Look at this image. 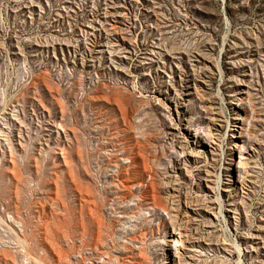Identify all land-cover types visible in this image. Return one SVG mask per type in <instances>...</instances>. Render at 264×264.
Listing matches in <instances>:
<instances>
[{
    "label": "rangeland",
    "instance_id": "obj_1",
    "mask_svg": "<svg viewBox=\"0 0 264 264\" xmlns=\"http://www.w3.org/2000/svg\"><path fill=\"white\" fill-rule=\"evenodd\" d=\"M0 264H264V0H0Z\"/></svg>",
    "mask_w": 264,
    "mask_h": 264
}]
</instances>
